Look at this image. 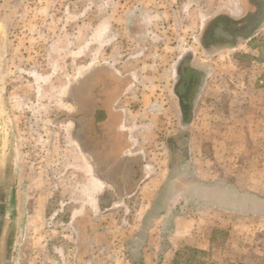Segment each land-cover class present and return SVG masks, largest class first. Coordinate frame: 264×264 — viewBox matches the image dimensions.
<instances>
[{"label": "rangeland", "instance_id": "obj_1", "mask_svg": "<svg viewBox=\"0 0 264 264\" xmlns=\"http://www.w3.org/2000/svg\"><path fill=\"white\" fill-rule=\"evenodd\" d=\"M138 1L0 0V184L3 188L0 202L5 216L0 237L3 249L9 237L13 243L9 253L2 250V264H140L144 261V248L150 242L147 253L156 249L157 244L163 254L167 250L165 239L149 240L143 234L134 237L142 200L129 199L128 195L126 208H115L108 216L103 215V221H110L109 237H54L53 227L48 232L49 237H40L36 205L37 179L39 171H43L41 164L46 166L47 174L49 169L53 171L51 168L59 163V159L54 160L52 150L56 144L54 137L65 141L66 134L71 132L67 125L54 126L56 119L66 122L82 111L88 116L95 152L103 153L112 161L116 153L115 149L110 150V143L116 142L114 129L125 117L120 112L121 103H126L129 110L124 108V114L136 117L141 127L146 115L139 114L140 107L135 109L132 105L145 100V95L139 98L142 92L157 95L155 101L152 98L148 111L158 113L169 109L172 115L167 121L173 130L165 129V124H162L164 129H160L159 124L152 131L156 139L150 150L158 160L166 159L169 164L170 146L180 144L187 149V144L197 143L199 135L207 137L209 132L214 133L211 127L198 130L196 98L200 88L222 92L207 94L205 102L206 107L220 106L223 112H228L232 106L230 92L264 89V0H242L238 3V17L220 19L192 17V12L187 15L192 2L189 0L167 3L175 11H182V15L175 12L171 18L142 17L157 11V4ZM160 4L162 10L166 9V2ZM223 26L233 38L220 39L210 45L216 40L212 32ZM241 30L247 33H240ZM230 45L234 47H228ZM191 68L196 69V74L201 73L192 112L186 117L187 107L180 104L178 95L183 94L180 83L188 81ZM129 85L138 96L133 97V92H129L127 95H131L132 100L126 97L119 100L118 94L124 93ZM112 90L116 91V98L109 96ZM148 95L146 102L152 97ZM91 107L94 111L87 114ZM113 109L119 111L117 120L110 115ZM211 111H207V116L210 114L212 119ZM160 114L158 120L165 121V114L162 117ZM80 122L81 126L86 124L84 118ZM136 135H145V130L137 129ZM124 137L127 139L129 134L124 132ZM26 138L30 141L23 142ZM136 149L138 151L140 145ZM205 149L208 155L212 152V147ZM11 153L18 159L15 169L23 174L22 178L9 177L12 171L7 161ZM160 161V171L165 173L166 162ZM111 164V170L105 174L111 176L108 179L110 194H104L99 201L94 188L93 195L90 193L87 197V205L93 202L97 208L99 203L104 207L117 206L132 188L131 183L136 178L130 176L128 164ZM55 173L59 172H51ZM17 185L20 191L18 215L13 203L15 193H12ZM56 196L53 192L48 199L54 202ZM185 196H189L188 191L180 194V197ZM216 198L225 207L236 204L239 213L255 215L254 229L248 230V237V226L238 221L237 237H228L229 229H222L217 237H212V248L198 251L181 247L178 257L168 260L164 256L161 263L153 259L149 264H264V196L238 192L237 199H230L229 193L223 192ZM80 199L85 201L82 195ZM64 239L69 240L62 243ZM62 248L71 250L68 256H60Z\"/></svg>", "mask_w": 264, "mask_h": 264}, {"label": "crops", "instance_id": "obj_2", "mask_svg": "<svg viewBox=\"0 0 264 264\" xmlns=\"http://www.w3.org/2000/svg\"><path fill=\"white\" fill-rule=\"evenodd\" d=\"M139 1L141 3L151 1L157 4V9H155L157 11L145 13L142 17L171 18L175 12L178 16L182 15V11H175L172 5L167 4L173 2L172 0ZM189 1L192 2L187 15L190 16L192 12V17L207 16L219 19L223 17L230 18L231 16L238 17L240 12L238 3L242 2V0ZM165 2L166 9L162 10L160 3ZM244 32L247 33V30L240 31V33ZM237 47L236 45L235 48ZM203 70H206L205 67ZM147 80L151 82L149 77ZM152 81H155V77ZM129 86L124 93L118 94L119 100L124 97L132 100L131 95H127L129 92H133V97L137 95L136 92L132 91V86ZM219 91H208L204 88L201 90L200 88L196 98L199 103V121L197 123L199 132L206 130V127L209 129L211 127L214 133L209 132L208 138L205 135H199V140H196L197 143L187 144V149L180 144L170 146L172 155L170 163L167 164L166 159H160L162 162H166L165 173L160 171L159 158L152 155L153 153L150 150L153 140L156 139L155 135H152V131L159 124H161L160 129H164L162 124H165V129L172 131L173 129L170 130V127L173 128V126L167 121L169 115L172 114L169 109H163L164 111L158 113H154L152 110L148 111L157 95H148V93L142 92L139 98H143L145 95V100L140 99L137 105H132L135 109H138L139 106V114L146 115L144 127L139 126V120L135 119L136 117L124 114L125 109L127 110L126 103L125 105L121 103L120 112L125 117L121 119L123 123L120 122V125L114 129L116 133L114 140L116 142L113 143L112 141L110 143L112 146L110 150L115 149L116 153H113L112 161L107 160L103 153L95 152L92 143L93 138H91V128L87 124L88 116H86V124L82 126L80 120L78 121L76 118L77 114L72 115L71 120L66 122H60L56 119L54 126L67 125L71 132L66 134L65 141L62 137H54L56 144L52 143L55 158L53 159H59V163L55 165L56 167L51 168L53 171L49 169L47 174L45 171L46 166L41 164L43 171H39L37 179L36 205L37 222L40 224L38 228L40 237H49L48 232L52 227L54 228V237H91V239L93 237H109L110 221L109 219L103 221V217L108 216L110 211L115 210V208H126V195L129 199L142 200L140 202L142 203L140 206L141 212L137 215L138 219L141 215V219H137L139 224L134 237L143 234L144 237H149V240H156V237L161 241L165 239L168 244L164 254L158 247L160 244L155 245L156 249H152L147 253L150 242L143 251L144 261L141 262L143 264H149L153 259H158L161 263L164 256L168 260L169 258L178 257L181 247H193L198 251L212 248V237H217L222 229H229L228 237H237L238 221L244 222V225L248 226L246 233L248 237L250 235L248 230L254 229L255 215L248 212L245 214L239 213L236 204L232 205L230 203L228 207L223 206L217 200L216 195L228 192L230 199L231 197L237 199L238 192L256 193L264 196V89L230 92L232 106L227 110L228 112H223V108L216 105L211 108L206 107L205 98L207 94L220 95L222 92L219 93ZM151 92L150 89L149 93ZM147 95L152 97L146 102ZM109 96L116 98V91L112 90ZM214 97L218 96L214 95ZM166 104L168 103L166 102ZM91 108L90 111H86L87 114L94 111ZM208 110H213V112L211 111L213 113L212 119L210 114L207 116ZM118 112L117 109L110 111L111 117H115L117 120ZM159 114L160 117L165 114L166 120L159 121ZM195 115L194 111V119ZM193 124L194 122L192 126ZM139 128L145 130V135L140 137L136 135V130ZM155 131L157 132V130ZM124 132L129 134L127 139L124 137ZM59 140L61 145H59ZM142 140L146 141L143 143ZM29 141L30 138L23 139V142ZM63 141L67 143L64 145ZM139 145L140 149L136 151V147ZM207 147L208 149L212 147V152L209 155L206 152L207 149H205ZM24 151L25 148L22 145V153ZM56 151H60V154H57ZM8 158L7 162L10 164L12 171L9 177L11 179L22 178L23 174L15 169V161H18V159L15 160L13 153L9 154ZM114 162L123 165L128 164L130 176L136 178L131 183L132 188L126 191L117 206L104 207L99 203L97 208L93 202L87 205V197L90 193L93 195L92 189L94 188H96L95 193H97L96 195L94 193V195L98 197L99 201L104 194H110L108 179L111 176H105V174L109 173L111 163ZM179 163L181 164L178 165ZM51 172L59 173L52 175ZM47 185H49L48 188ZM17 188L18 185L16 189L13 187L12 193H15L13 203H15V211L18 215L19 205L17 199L20 191ZM185 191H188L190 197H180V194L182 192L184 194ZM53 192L57 196L54 202H50L48 198ZM80 195L85 201L80 199ZM47 203H49L48 206ZM28 207L25 202V209ZM100 213L101 218L98 220ZM262 219L264 220V218ZM94 221H101V223L96 225ZM232 228L234 231H232ZM68 240L64 239L62 243H67ZM158 240L157 242H159ZM70 244H72L71 241ZM59 252L61 257H66L71 250L62 248Z\"/></svg>", "mask_w": 264, "mask_h": 264}, {"label": "flooded vegetation", "instance_id": "obj_3", "mask_svg": "<svg viewBox=\"0 0 264 264\" xmlns=\"http://www.w3.org/2000/svg\"><path fill=\"white\" fill-rule=\"evenodd\" d=\"M229 25H232V23H230ZM229 25L227 26L229 27ZM210 34H208V37L210 36ZM212 34L215 36L216 40L214 42H211L210 45L217 44L216 41L220 39L231 40L233 38L232 35L226 32V29L224 28V26L223 28L220 27L216 29V31L212 32ZM204 45L206 46L205 42H204ZM200 73L201 71H197V74H196V69L191 68L188 81L180 83L184 90H183V94L179 92L178 97H179V102L183 107H187L194 100V97L196 96L199 90L198 77ZM2 189H3L2 185L0 184V198L2 197ZM2 206L3 204H1L0 202V214H3ZM1 232L2 231H0V236H1ZM1 239L2 237H0V264H2V252L5 251L6 254L9 253V250L12 249V244H13L12 239L9 237L3 249L1 246Z\"/></svg>", "mask_w": 264, "mask_h": 264}, {"label": "water", "instance_id": "obj_4", "mask_svg": "<svg viewBox=\"0 0 264 264\" xmlns=\"http://www.w3.org/2000/svg\"><path fill=\"white\" fill-rule=\"evenodd\" d=\"M191 112H192V102L187 106V110H186L185 116L189 117ZM4 219H5L4 214H0V231H2V229H3Z\"/></svg>", "mask_w": 264, "mask_h": 264}, {"label": "trees", "instance_id": "obj_5", "mask_svg": "<svg viewBox=\"0 0 264 264\" xmlns=\"http://www.w3.org/2000/svg\"><path fill=\"white\" fill-rule=\"evenodd\" d=\"M76 118L78 121L82 118H84L85 120L87 119V117L82 113V111L78 115H76Z\"/></svg>", "mask_w": 264, "mask_h": 264}]
</instances>
